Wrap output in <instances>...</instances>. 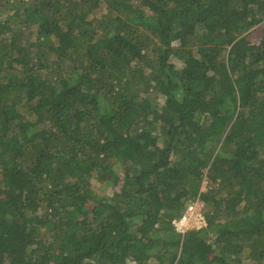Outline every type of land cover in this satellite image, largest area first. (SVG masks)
Listing matches in <instances>:
<instances>
[{
  "label": "trees",
  "instance_id": "1",
  "mask_svg": "<svg viewBox=\"0 0 264 264\" xmlns=\"http://www.w3.org/2000/svg\"><path fill=\"white\" fill-rule=\"evenodd\" d=\"M0 264H264V0H0Z\"/></svg>",
  "mask_w": 264,
  "mask_h": 264
},
{
  "label": "built area",
  "instance_id": "2",
  "mask_svg": "<svg viewBox=\"0 0 264 264\" xmlns=\"http://www.w3.org/2000/svg\"><path fill=\"white\" fill-rule=\"evenodd\" d=\"M173 223L178 231L186 232L189 229L201 228L206 225V220L201 212V208H198V205L194 204L189 207L181 218L174 220Z\"/></svg>",
  "mask_w": 264,
  "mask_h": 264
},
{
  "label": "clouds",
  "instance_id": "3",
  "mask_svg": "<svg viewBox=\"0 0 264 264\" xmlns=\"http://www.w3.org/2000/svg\"><path fill=\"white\" fill-rule=\"evenodd\" d=\"M194 204L200 205V206H198V208H201V212H202V209H203V208H202V207H203V203L200 202V201H197V202L191 204L189 207L193 206ZM189 207L187 208V210L189 209ZM199 229H200V228H199Z\"/></svg>",
  "mask_w": 264,
  "mask_h": 264
},
{
  "label": "rangeland",
  "instance_id": "4",
  "mask_svg": "<svg viewBox=\"0 0 264 264\" xmlns=\"http://www.w3.org/2000/svg\"><path fill=\"white\" fill-rule=\"evenodd\" d=\"M208 182V181H207ZM206 187H207V183L206 182H204V189H206ZM106 192L109 194V195H111V189L110 188H108L107 190H106ZM198 206H200V205H198Z\"/></svg>",
  "mask_w": 264,
  "mask_h": 264
}]
</instances>
